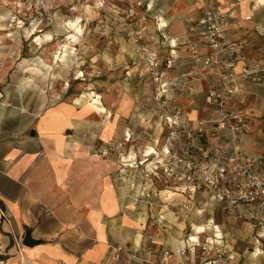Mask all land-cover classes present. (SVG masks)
<instances>
[{
  "label": "crops",
  "instance_id": "crops-1",
  "mask_svg": "<svg viewBox=\"0 0 264 264\" xmlns=\"http://www.w3.org/2000/svg\"><path fill=\"white\" fill-rule=\"evenodd\" d=\"M173 4L172 23L159 19L178 33L168 39L171 59L166 65L172 62L186 67L182 66L172 80L163 81L161 92L172 103L176 94L191 97L187 103L182 102V107L175 103L172 107L182 111V120L188 128L194 129L200 122L209 126L219 119L217 108L204 99L206 84L216 79V74L212 68L194 60L190 50L185 57L177 53L178 47L193 43L201 54H206L208 46L198 24L206 2L174 0ZM217 4L226 11L228 19L220 38L237 51L234 70L240 72L254 62L264 64V0H217ZM163 28L157 23L159 31ZM170 38L176 39L175 46L170 45ZM259 75L258 80L240 79V90L234 97L253 93L260 100L264 95V72ZM171 84H175L174 88ZM97 94L100 95L98 105L105 111L85 105L87 98ZM83 95L80 103L72 99L44 107L32 123L20 125L0 138V202L3 205L0 207V258L3 264H106L118 245L124 247L118 264H198L196 247L185 238L186 229L190 236L195 234L200 239L208 238L231 247L233 238L221 232L220 227V233L216 234L212 228L213 215L205 220L203 212L206 208L221 206L208 198L199 201L198 206L202 208H198L196 193L187 207L193 217H178L174 213L176 220L172 221L166 216L170 211L161 208L155 214L169 228L158 232L151 229L147 210L134 200L138 190L132 179L135 169L131 166L141 155L131 147L130 136L126 139L130 129L126 118L133 107L129 97L113 95L106 101L100 92L89 97ZM237 110L242 111L239 107ZM245 115L248 127L241 136V152L254 159L256 167L261 169L264 141L257 134L249 136L255 125L251 127ZM214 140L204 135L195 142L211 146ZM101 145L108 147L104 156L95 154ZM143 152L144 157L147 151ZM158 171V177L169 179L161 169ZM171 188L159 190V196L166 200L160 193L171 190L173 195L167 199L168 204L179 195L184 199L179 190ZM191 207L194 209L190 212ZM198 210L203 214H197ZM198 221L206 226L203 232L194 230L193 225L200 224ZM27 229L38 243L32 246L22 243ZM171 238L178 239V252L173 249ZM146 247L150 248L149 252L142 250ZM164 251L168 253L164 255ZM234 252L240 255L238 250ZM253 254L254 258L256 253ZM202 261L209 264L205 259Z\"/></svg>",
  "mask_w": 264,
  "mask_h": 264
},
{
  "label": "rangeland",
  "instance_id": "rangeland-1",
  "mask_svg": "<svg viewBox=\"0 0 264 264\" xmlns=\"http://www.w3.org/2000/svg\"><path fill=\"white\" fill-rule=\"evenodd\" d=\"M173 3L174 0H107L99 6L97 0H0V138L20 125L32 123L44 107L57 101H70L81 94L89 97L95 92H100L106 101L113 95L128 96L133 105L126 118L129 141L135 153L141 155L131 166L135 169L132 179L138 190L134 199L137 198L135 203L139 207L144 205L149 225L156 232L168 227L155 214L161 208L178 217L194 216L188 214L189 208L183 209V215L180 195L170 204L160 197L158 191L173 190L174 181L154 176L160 173L166 149L173 147L176 151L183 143L181 130L167 125V116L174 111V103L178 107L191 98L176 94L172 103L161 92V82L172 80L185 66L172 62L166 65L171 59L168 39L178 33L169 26L157 29V23L162 22L160 18L167 24L174 20ZM149 52L157 55L155 67L146 60ZM188 52L187 44L178 47L181 57ZM171 85L174 88L175 84ZM208 87L206 84V90ZM231 102L248 115L251 127L255 125L249 136L257 134L264 141V95L257 100L253 93H247L233 97ZM149 147L154 151L143 157V151ZM146 173L152 176L151 184ZM144 189L151 191L149 197L141 196ZM197 192L196 206L202 208L198 203L207 200L209 193L204 188ZM218 206L221 207L203 210L205 220L213 215L221 232L233 238L227 248L238 250L240 255L235 259L244 264H264V224ZM203 212L198 210L197 214ZM187 232L186 229L185 238ZM197 240L198 264L213 258L218 260L216 264L225 263L227 254L217 257L215 249H201L202 244L215 242L202 237Z\"/></svg>",
  "mask_w": 264,
  "mask_h": 264
},
{
  "label": "built area",
  "instance_id": "built-area-1",
  "mask_svg": "<svg viewBox=\"0 0 264 264\" xmlns=\"http://www.w3.org/2000/svg\"><path fill=\"white\" fill-rule=\"evenodd\" d=\"M204 1L206 5L198 18V24L202 28L208 50L206 54H201L193 43H189L188 48L194 60H198L204 67L212 68L216 74L217 78L208 82L205 101L217 108L219 119L209 126L200 122L194 129L188 128L182 120V111L174 109L167 116V125L176 126L181 130L183 143H180L176 151L173 147L166 149L165 156L160 161V169L174 181L173 188L179 190L184 197L182 207L187 208L192 195L198 189L204 188L215 204L237 211L249 219H258L264 224V166L258 169L254 159L242 154L241 136L248 127V120L245 113L237 110L231 102L240 90L239 80H258L259 74L264 72V64L254 62L240 72L234 70L237 51L232 46H227L220 38L228 25L227 13L219 7L217 0ZM97 2L99 6H103L107 0ZM146 60L151 66L158 65L157 55L153 52L146 54ZM162 84L161 82V86ZM204 135L215 139L211 146L195 142L196 138ZM129 136L127 134L126 139ZM107 153L106 145H101L95 152L101 156ZM154 176L158 177L157 173ZM145 177L151 184V174L146 173ZM149 192V189H144L140 193L143 197H149ZM187 239L193 246L200 245V242L193 240L190 235ZM207 243L201 245L203 250L215 249L218 252L217 257L227 254L224 264H243L235 259L236 253L226 245ZM123 250L121 245L115 247L106 264H118ZM142 250L149 252L150 248ZM167 253L164 251V255ZM217 261L213 258L207 262L216 264ZM0 263H3L1 258Z\"/></svg>",
  "mask_w": 264,
  "mask_h": 264
},
{
  "label": "bare ground",
  "instance_id": "bare-ground-1",
  "mask_svg": "<svg viewBox=\"0 0 264 264\" xmlns=\"http://www.w3.org/2000/svg\"><path fill=\"white\" fill-rule=\"evenodd\" d=\"M85 8H88V6H85ZM161 24L164 27L167 26L164 22H161ZM77 30L80 31L81 30V26L77 27ZM72 36H74V35H72ZM169 43H170V45L175 46L176 39L175 38H170ZM66 48H67V46L64 45V50ZM172 52L176 53L175 50H172ZM83 97H84L83 94L80 95V96H76V97L73 98V102L74 103H80L83 100ZM99 97H100V95L97 94L95 97L92 96L90 98H87L85 100V105H88L89 107H94L95 109H98L100 111H105V109L103 107H101V105L100 106L98 105V103L100 102ZM153 151H154V148L153 147H149V149L147 150L145 155H149ZM161 194L163 196H165L166 199H169L173 195V192L171 190H168V191L162 190ZM166 216L172 221L176 220V215H173V213H171V212H166ZM179 227L183 228V224H179ZM193 227H194V230L197 231V232H199V231L203 232L205 230V228H206V226L204 224H194ZM212 228H213V230H215L216 234L220 233L219 232V226L216 223L213 222ZM191 238L193 240H197V235L193 234V235H191ZM170 241H171L173 249L176 252H178L179 248H180V245L178 244V242H179L178 239L171 238Z\"/></svg>",
  "mask_w": 264,
  "mask_h": 264
},
{
  "label": "water",
  "instance_id": "water-1",
  "mask_svg": "<svg viewBox=\"0 0 264 264\" xmlns=\"http://www.w3.org/2000/svg\"><path fill=\"white\" fill-rule=\"evenodd\" d=\"M39 241L36 239H33L30 235V231L27 229L24 231L23 237H22V243L26 246H32Z\"/></svg>",
  "mask_w": 264,
  "mask_h": 264
},
{
  "label": "trees",
  "instance_id": "trees-1",
  "mask_svg": "<svg viewBox=\"0 0 264 264\" xmlns=\"http://www.w3.org/2000/svg\"><path fill=\"white\" fill-rule=\"evenodd\" d=\"M0 207L2 208L3 207V205H2V203L0 202Z\"/></svg>",
  "mask_w": 264,
  "mask_h": 264
}]
</instances>
